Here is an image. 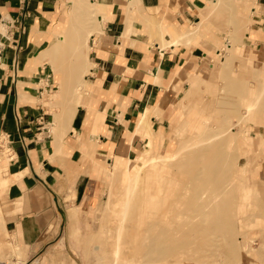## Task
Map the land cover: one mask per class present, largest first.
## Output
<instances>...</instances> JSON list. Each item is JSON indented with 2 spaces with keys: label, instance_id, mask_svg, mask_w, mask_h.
<instances>
[{
  "label": "rangeland",
  "instance_id": "374dc122",
  "mask_svg": "<svg viewBox=\"0 0 264 264\" xmlns=\"http://www.w3.org/2000/svg\"><path fill=\"white\" fill-rule=\"evenodd\" d=\"M89 1L84 0V3ZM80 9L81 6L76 3L68 18L77 22V26L74 28L72 23L65 24L61 31L62 39L72 36L73 42L79 44L63 50L61 40L51 53L53 57L60 56L52 64H55L56 75L63 74L65 84L60 85L55 79L56 86L51 88L49 94L45 93L42 101L48 105L53 117L54 125L49 126L51 130L53 128V137L49 142L53 141L58 127L64 133L65 125L60 127L58 116L66 111L65 106L77 104L81 98V85L77 86L80 74L65 69L76 64L77 60L79 66L86 62L90 67V49L86 41L89 27L96 24L98 18L87 11L80 13ZM182 36L185 45L201 47L205 55L187 81L178 82V93L181 95L165 135H154L149 140L148 144L151 145L145 160L141 157L145 154L142 149L148 144L143 141L133 147L132 154L125 157L127 161H132L124 169L115 170L121 157L118 153L117 156L104 157L102 167L106 171L90 174L98 178L94 193L96 202H76L78 183L75 172L69 173L56 191L47 187L46 195L58 197L63 212L55 218L49 214V219L40 221L42 235L34 247H39V250H34V256L30 255L13 231L14 225L8 226L16 214L14 205L20 188L14 175L16 164L11 161L13 157L7 141L0 137V164L8 163L7 169H0V264H264V98L259 100L252 115L243 120L241 115L247 104L244 101L248 102V99L239 85L228 87L229 79L236 82L246 80L251 88L264 86V0H212L201 11L200 21ZM228 44L233 48L230 55L236 59L233 65L236 63L238 69L236 65L233 67L226 62ZM62 52L66 53V61ZM69 54L73 57L71 61ZM210 62L215 66V71L210 69ZM218 70L221 73H215ZM244 72L248 73L246 79ZM199 76L206 81L203 77L200 80ZM195 77L199 79L197 82ZM70 83H76L74 90L68 89L72 88ZM186 83L188 86H185ZM207 83H210L209 86ZM227 95L230 99L234 97L232 102ZM229 128H234L235 134L227 132ZM225 133L229 134L223 135ZM219 146L225 147L219 151ZM176 155L179 157L173 159ZM60 156L64 158L63 154ZM198 158L203 159L202 163L205 164H197ZM223 160L225 162H221ZM214 170L218 173L217 177L205 179ZM36 173L42 176L39 171ZM3 180L7 183L3 184ZM226 194H230L229 198ZM216 196L220 197L219 200ZM47 206L56 210L53 200L45 208ZM159 223L169 232L172 230L168 237L180 244L157 261L156 256L144 259L148 246H152L150 240L155 239L149 225ZM212 223L218 224L221 229L212 228ZM197 227L201 228L198 230ZM118 230L122 232L119 240ZM184 239L188 241L187 244H182ZM117 250L119 258L116 256Z\"/></svg>",
  "mask_w": 264,
  "mask_h": 264
},
{
  "label": "crops",
  "instance_id": "0c3cea01",
  "mask_svg": "<svg viewBox=\"0 0 264 264\" xmlns=\"http://www.w3.org/2000/svg\"><path fill=\"white\" fill-rule=\"evenodd\" d=\"M211 1L90 0L85 4L76 0L80 13L93 14L90 7L96 6L93 12L98 20L89 27L86 41L90 67L86 62L79 66L77 60L65 69L80 74L76 83L81 85V98L68 105L75 107L70 116L67 111L58 116L64 133L58 127L49 142L53 117L42 101L56 86L55 79L65 84L52 64L60 56L51 53L61 40L63 50L79 44L72 36L61 38L65 24L77 26L68 20L76 3L0 0V137L7 141L20 188L16 214L8 226L14 225L31 256L39 250L34 247L42 235L40 221L63 212L60 199L46 195L47 187L56 191L75 172L76 202H96L98 178L90 174L106 171L104 157L118 153L115 170L124 169L132 161L125 157L133 147L143 141L148 144L154 135H165L181 95L178 82L187 81L205 55L201 47L185 45L182 34L200 21L201 11ZM75 84L68 89L74 90ZM7 165L1 163L0 169ZM52 200L57 211L45 208Z\"/></svg>",
  "mask_w": 264,
  "mask_h": 264
},
{
  "label": "bare ground",
  "instance_id": "6f19581e",
  "mask_svg": "<svg viewBox=\"0 0 264 264\" xmlns=\"http://www.w3.org/2000/svg\"><path fill=\"white\" fill-rule=\"evenodd\" d=\"M228 1V0H227ZM222 2V1H221ZM230 3V2H229ZM91 4V3H90ZM222 5V4H221ZM220 5V6H221ZM223 6V5H222ZM219 7V6H218ZM91 9H92V13L94 14V10H95V8H96V6L95 5H91V7H90ZM224 8V7H223ZM94 11V12H93ZM91 13V12H90ZM220 13V12H219ZM231 15H232V13H231ZM233 16H234V14H233ZM245 19V18H244ZM238 20V19H237ZM239 21V20H238ZM241 21V20H240ZM245 21V20H244ZM247 22V21H246ZM246 24V23H245ZM218 25V24H217ZM223 26H224V24H223ZM245 27H247V26H245ZM245 27H244V29H245ZM250 27V26H249ZM232 29V31H233V28H231ZM249 31V30H248ZM229 33V32H228ZM233 33V32H232ZM234 35V34H233ZM245 35V34H244ZM89 38V37H88ZM176 43V42H175ZM175 43H174V45H175ZM177 46V45H176ZM225 47H226V45H225ZM228 53H227V58H226V62L228 61L229 63H230V65H233L234 64V62H235V60L236 59H234L231 55H230V53L232 52V50H233V48H232V46H230L229 44H228ZM227 52V51H226ZM221 53V52H220ZM212 62V61H211ZM211 62H210V65H212L211 64ZM238 62H240V61H238ZM238 62H237V64H238ZM235 65H236V63H235ZM235 65H233V67L235 66ZM242 65H243V63H242ZM231 67V66H230ZM233 67H232V69H233ZM238 67H239V69L241 68L239 65H238ZM220 68V67H219ZM235 68H237V65H236V67ZM210 69H212L213 71H215V66H213L212 65V67L210 68ZM231 69V70H232ZM238 69V68H237ZM220 70V69H219ZM219 70L218 71H216L215 73H221V72H219ZM236 70V69H235ZM235 70H233V71H235ZM243 71V70H242ZM236 75H237V72H234ZM212 74H213V72H212ZM233 74V73H232ZM241 74V73H240ZM244 74V78L246 79V76H248V73L247 72H244L243 73ZM243 74H242V76H243ZM250 74V73H249ZM202 75H204V74H202ZM225 75V74H224ZM197 76V75H196ZM200 77V80H201V78L203 77V76H199ZM198 77V78H199ZM215 77V76H214ZM237 77V76H236ZM235 77V78H236ZM196 78V77H195ZM239 78V77H238ZM196 80V82L199 80H197V78L195 79ZM203 80H205L204 79V77H203ZM206 81V80H205ZM204 82V81H203ZM252 82V81H251ZM206 82H204V84H205ZM227 83V82H226ZM255 83V82H254ZM191 84V83H190ZM208 84V83H207ZM210 84V83H209ZM209 84H208V86H209ZM239 85V87H240V90L243 92V95L244 96H246L247 97V99H248V102L245 100L244 101V103L246 102L247 104H246V106H244L245 107V111H243L242 112V115H241V119H243L244 120V118H246L247 116H251L252 115V113L255 111V109L257 108V106H258V104H259V100L261 101V99L262 98H264V86L263 87H260V88H254L253 86H252V88L251 87H249L248 86V84H247V82H246V80H242V81H239V82H236L235 80H231V79H229V81H228V87H230V86H234V85ZM195 85H196V83H195ZM208 86H206L207 88H208ZM211 86V85H210ZM227 86V85H226ZM214 87V86H213ZM191 88H192V84H191ZM215 88V87H214ZM236 88V87H235ZM210 88H208V90H209ZM229 89V88H228ZM237 89V88H236ZM228 91V90H227ZM194 92V91H193ZM229 92V91H228ZM231 92V91H230ZM214 93V92H213ZM205 94H206V92H205ZM217 94V93H216ZM227 97L229 98V100H231L230 102H232V99L234 98L233 96V98H231L230 99V97L227 95ZM216 99H217V97H215ZM237 98H239V97H237ZM252 98V99H251ZM202 100H204V99H202ZM225 101V100H224ZM223 101V102H224ZM238 102V101H237ZM236 103V102H235ZM232 104V103H231ZM236 105V104H235ZM245 105V104H244ZM232 105H230V107H231ZM234 106V105H233ZM262 107H264V104H263V106ZM74 108L75 107H72V106H68L67 107V112H65V115H67V116H70L72 113H73V111H74ZM232 108H230V110H231ZM260 109V108H259ZM202 110V109H201ZM203 110H205V109H203ZM230 110L228 109L227 111H229L230 112ZM204 112V111H203ZM224 111H222V113H223ZM202 113V112H201ZM62 115H63V113H62ZM231 115V114H230ZM62 117V116H61ZM233 117H234V115H233ZM233 117H232V119H233ZM235 118H236V116H235ZM248 118V117H247ZM66 119V118H65ZM231 119V120H232ZM250 119V118H249ZM238 120H240V118L238 119ZM237 120V121H238ZM243 120H242V122H243ZM247 120V119H246ZM248 121V120H247ZM253 121V120H252ZM241 122V121H240ZM241 122V123H242ZM237 123H239V121L237 122ZM236 123V124H237ZM245 123V122H244ZM255 123V122H254ZM203 124H205V123H203ZM208 124V123H207ZM240 124V123H239ZM231 125V124H230ZM229 125V126H230ZM221 126H222V124H221ZM237 126V125H236ZM243 126H245V125H243ZM233 127V126H232ZM246 127V126H245ZM244 128V127H243ZM204 132H206V131H204ZM223 132H225V131H223ZM227 132H230V133H233V134H235V129L234 128H229V130L227 131ZM227 134H229V133H227ZM226 133L225 134H223V135H227ZM222 135V136H223ZM206 136V135H205ZM208 136V138H209V135H207ZM221 136V137H222ZM229 136V135H228ZM237 136V135H236ZM204 137V136H203ZM238 137V136H237ZM219 138V137H218ZM225 138V137H224ZM239 138V137H238ZM238 138H236V140L238 139ZM215 139V138H214ZM236 140H235V142H236ZM214 141V140H213ZM221 141H222V139H221ZM221 141H218V142H221ZM194 142H195V140H194ZM210 142V141H209ZM208 142V143H209ZM226 142H223V144H225ZM196 144H198V143H196ZM195 144V145H196ZM203 144H206V143H203ZM203 144H201V145H203ZM184 145H185V143H184ZM192 145V144H191ZM190 146V145H189ZM197 146H199V145H197ZM195 147V146H194ZM193 147V148H194ZM220 147V149H218L219 151L222 149V148H224V147H221V146H219ZM254 147V146H253ZM187 148V147H186ZM255 149V148H254ZM187 150V149H186ZM185 150V151H186ZM217 150V151H218ZM223 150V149H222ZM225 150V149H224ZM184 151V150H183ZM188 151V150H187ZM215 151V153H217L216 152V150H214ZM147 152H148V145H147V147H145V149H144V151H143V154L144 155H142L141 157H142V159L143 160H145V159H147L148 157H147ZM212 151H210L209 153H211ZM264 152V151H263ZM191 153V152H190ZM224 153H226V150L224 151ZM258 153V152H257ZM180 154H182V153H180ZM179 154V155H180ZM212 154H213V152H212ZM218 154V153H217ZM219 154H222V153H220L219 152ZM209 155V154H208ZM177 156L178 155H176L173 159H177ZM257 156V155H256ZM179 157V156H178ZM186 157V156H185ZM213 157V156H212ZM215 157V156H214ZM180 158H182V157H180ZM207 158V157H206ZM220 158V157H219ZM225 158V157H224ZM226 158H228V156L226 157ZM225 158V159H226ZM230 158V157H229ZM223 159V158H222ZM166 160V159H165ZM184 160V159H183ZM198 160V163L197 164H205V163H202V160L203 159H197ZM219 160H221V159H219ZM164 161V160H163ZM230 161V160H229ZM256 161V160H255ZM165 162V161H164ZM219 162V161H218ZM221 162H225L224 160L223 161H221ZM213 164H214V162H213ZM212 164V165H213ZM224 163H222V165H223ZM227 164V163H226ZM225 164V165H226ZM228 164H230V163H228ZM185 165V164H184ZM222 165H221V167H222ZM238 165V164H237ZM249 165V164H248ZM254 165V164H253ZM224 167V166H223ZM225 168V167H224ZM247 168V167H246ZM203 169H205L204 167H203ZM208 169V168H207ZM222 169V168H221ZM230 169V168H229ZM208 170H211V169H208ZM223 171H224V169H222ZM232 170V169H231ZM213 171V170H212ZM212 171H210L209 172V175H207V176H205V179H208V180H212V179H215V177H217V171H216V173H215V170H214V172L212 173ZM185 172V171H184ZM220 173H221V171H220ZM225 173V172H224ZM229 173V172H228ZM228 173H226V175L228 174ZM189 175V174H188ZM222 175H223V173H222ZM222 175H220V177L222 176ZM224 176V175H223ZM239 176V175H238ZM204 177V174H203V176H202V178ZM226 177V176H225ZM241 177V176H240ZM221 178H224V177H221ZM235 178H237L236 176H235ZM227 180H229V179H227ZM222 181H223V179H222ZM225 182H227V181H225ZM219 183H220V181H219ZM223 184V183H222ZM250 184V183H249ZM213 185V184H212ZM225 185V184H224ZM227 185V184H226ZM206 186V185H205ZM213 187V186H212ZM220 187H222V186H220ZM210 189V188H209ZM223 189V188H222ZM224 190H225V188H224ZM223 190V191H224ZM230 190V189H229ZM209 191V190H208ZM227 191V190H226ZM226 191H224L225 193H226ZM222 192V190H220V193ZM223 192V193H224ZM227 192H229V191H227ZM224 193V194H225ZM233 193V192H232ZM196 194V193H195ZM224 194H222L223 195V197H224ZM215 195V194H214ZM227 195V194H226ZM204 196H205V194H204ZM219 196V195H218ZM228 196V195H227ZM229 196H230V194H229ZM229 196H228V198H229ZM231 196H232V194H231ZM205 197H207V196H205ZM205 197H203L201 200H203ZM213 197V196H212ZM226 197V196H225ZM224 197V198H225ZM180 198V197H179ZM216 198L219 200V198L216 196ZM214 199V198H213ZM227 199V198H226ZM225 199V200H226ZM200 200V201H201ZM208 200H210V199H208ZM221 200H222V196H221ZM220 200V201H221ZM224 200V199H223ZM224 200V201H225ZM187 202V201H186ZM209 202V201H208ZM218 202V201H217ZM216 202V203H217ZM200 203V202H199ZM188 204H189V202H188ZM224 204V203H223ZM196 205V204H195ZM212 205H214V204H212ZM197 206H198V204H197ZM203 207V206H202ZM204 207H205V205H204ZM203 207V208H204ZM211 207V206H210ZM209 207V208H210ZM127 208H129V205H128V207ZM209 208L208 209H206V210H209ZM213 208V207H212ZM197 209V208H196ZM198 209L200 210V207L198 206ZM197 209V210H198ZM128 210V209H127ZM127 210L125 211V213L127 214L128 212H127ZM195 210V209H194ZM220 211V210H219ZM205 212H207V211H205ZM223 213V212H222ZM227 214H228V212H227ZM229 214H230V212H229ZM204 215H209V214H205L204 213ZM218 215V214H217ZM126 218V217H125ZM199 219H201V218H199ZM203 219V218H202ZM206 220V219H205ZM236 220V219H235ZM188 221V220H187ZM233 221V220H232ZM200 222V221H199ZM194 223V222H193ZM201 223V222H200ZM164 224V223H163ZM202 224V223H201ZM178 225H180V224H178ZM178 225H177V227H178ZM196 225V224H195ZM149 226H151V230H152V232H150V233H153L154 234V238L155 239H152V240H150V242H149V240H148V242H149V244L151 243V247L149 248V246H148V249L149 250H147V252H148V254L146 253V258H144V259H148V258H152V257H158V258H156V261H157V259L159 260L160 259V257L161 256H163V255H167L168 253H170V252H172V250L173 249H175L176 247H178L179 246V242H177V241H174L172 238H170V237H168V235H169V233L172 231H170L169 232V230L168 229H166L162 224H154V225H149ZM185 226V225H184ZM211 226H212V228H214V229H221L220 227H219V225L218 224H215V223H212L211 224ZM189 227H191V225H189ZM188 227V228H189ZM223 227H225V225L223 226ZM178 228H180V227H178ZM185 228V227H184ZM201 228V227H200ZM199 227H197L196 229H200ZM120 229H121V227H120ZM187 229V228H186ZM194 229H195V227H194ZM192 230V229H191ZM127 231V230H126ZM149 231V230H148ZM182 231V230H181ZM186 231V230H185ZM187 231H189V230H187ZM206 231V230H205ZM235 231V230H234ZM126 233H128V232H126ZM148 233V232H147ZM149 233V234H150ZM179 233V232H178ZM192 233V232H191ZM118 237H117V239L119 240L120 239V234H122V232L120 233L119 232V230H118ZM149 234H148V236L147 237H149ZM180 234H182V233H180ZM179 234V235H180ZM128 235V234H127ZM146 236H145V238H146ZM177 237V236H176ZM128 239V238H127ZM147 239V238H146ZM146 239H145V241L144 242H146ZM149 239H151V237L149 238ZM154 240V241H153ZM245 241V240H244ZM188 243V241L187 240H183L182 241V244H187ZM119 244H121V242L120 243H118L117 245H118V249L120 248V246H119ZM144 245H146V244H144ZM209 245V244H208ZM143 246V245H142ZM147 247V246H146ZM233 249H235V248H233ZM241 251V250H240ZM245 253V252H244ZM117 255V258H119V255L118 254H120L119 253V250H117V253H116ZM242 254V253H241ZM246 255V254H245ZM148 257V258H147ZM116 258V257H115ZM121 259V258H120ZM123 259V258H122ZM143 259V260H144ZM119 260V259H118ZM117 260V261H118ZM149 260V259H148ZM148 260H144V261H148ZM153 260V259H152ZM150 262V261H149ZM145 263V262H144ZM148 263V262H147Z\"/></svg>",
  "mask_w": 264,
  "mask_h": 264
}]
</instances>
